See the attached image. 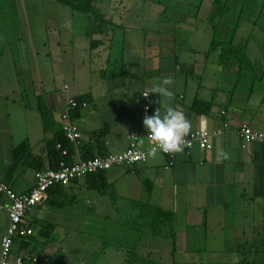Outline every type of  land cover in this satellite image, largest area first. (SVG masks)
Masks as SVG:
<instances>
[{
  "label": "crops",
  "instance_id": "0c3cea01",
  "mask_svg": "<svg viewBox=\"0 0 264 264\" xmlns=\"http://www.w3.org/2000/svg\"><path fill=\"white\" fill-rule=\"evenodd\" d=\"M38 1L46 6V11L39 22L37 14L31 18L35 24L29 23V29L26 28L27 19L32 12L27 14L30 11L26 8L24 13L21 6L24 0H0V61L4 52L10 49L15 67L24 62L23 68L20 66L17 70L19 87L0 92V184H4L13 163L14 149L23 142L28 143L33 156L42 160L45 169H52L46 141L60 134L61 115L69 98H80L87 103L74 116L82 145L78 151L73 149L72 163L79 157L76 153L90 159L96 155L123 152L131 133H137L143 148L147 149V132L141 118L142 93H149L153 109L160 108L161 98L152 90L165 77L173 80L170 106L190 121L189 134L199 131L201 126L211 134L209 150L197 146L190 151L183 148L182 152L174 153L172 159L159 153L154 157L147 155L143 163L129 168L112 167L104 172L103 177L94 176L67 186V194L76 200L73 206L58 207L44 203L31 209L25 216V222L37 239L36 244H44L48 239L44 248H39L40 259L48 263L60 251L63 260L69 264L70 239H75L74 243L76 239H87L91 235L104 238L101 231H105L108 222L118 224L119 217L125 213L127 200L149 202L171 211L176 239L215 236L230 239H255L259 236L264 239V143H244L236 134L237 128L243 124L264 133V25L252 24L246 42L239 43L234 40L238 25L231 29L229 40L245 45L254 70L253 75L243 78L235 75L234 78L226 74L218 59L212 63L214 70L208 72L207 62L199 64V58L191 59V56L199 54L193 48L177 49L182 40L176 43L173 35L165 39L163 46H166V52L162 54V41L154 39L150 40L152 43L148 42L143 27L130 26L129 22L123 21L130 18L128 6H123L122 0H118L115 8L121 5V12L115 16L113 9L110 17L116 26H113V32L92 37V40L99 41L98 45L91 47L85 25L80 30L81 46L83 49L89 46L86 49L88 59H95L96 66H89L91 69L84 67L79 72L71 70V65H68L67 74L55 66L57 60L53 61V57L54 53L56 56L62 53L58 58L78 65L81 58L70 54L81 47L80 40L77 43L71 41L77 30H67L65 26L62 28L56 24L55 1ZM229 1L210 0L209 4L217 7L219 15H222L229 9L222 10L219 5H227ZM233 1L241 5L238 12L241 15L245 0ZM257 1L264 5V0ZM148 2L161 6L151 0ZM195 4L202 2L197 0L194 3L199 10V5ZM133 15L143 18V12ZM76 16L72 11L68 13V25H73ZM183 18L184 22L185 16L179 17V21ZM184 26L187 32V24ZM254 30L257 32L255 38L252 37ZM65 35L68 38L66 43L61 39ZM9 36L12 39H7ZM25 36L28 39L31 36L33 41H25ZM151 44L154 49L148 53ZM115 48L117 54L114 53ZM29 50L34 52L35 74L40 76L34 82L28 71L30 67L25 65ZM81 64L84 66L85 61L81 60ZM186 67H191V70ZM38 97L42 98L52 115L47 132L43 129L38 110ZM196 99L210 103L207 114H197L192 110ZM170 161L172 165H169ZM34 174L33 169L20 167L10 179V188L15 193L29 191L34 183ZM101 186L103 190H97ZM101 191L105 192L101 194ZM8 203V199L2 196L0 238L8 223ZM226 224L231 229L229 232L223 231ZM212 226L219 231L210 229ZM18 244L15 242L13 245V255L18 252ZM261 251L264 252V248ZM247 257L257 259L252 250Z\"/></svg>",
  "mask_w": 264,
  "mask_h": 264
},
{
  "label": "rangeland",
  "instance_id": "374dc122",
  "mask_svg": "<svg viewBox=\"0 0 264 264\" xmlns=\"http://www.w3.org/2000/svg\"><path fill=\"white\" fill-rule=\"evenodd\" d=\"M118 0H99L96 6L101 8L107 17H111V11L114 9L115 16L121 12V5H117L116 2ZM157 1V0H152ZM164 3V6L160 7L149 3L148 0H122L123 6L127 7V13L129 17H132V20L124 22H129L130 26H141L145 29V35L148 42L152 43L150 40H160L161 42V53L164 54L166 52V46L164 45V41L168 37H179L182 42H180L177 46L178 50H185L189 48H193L194 51L198 52V55L191 56V59H198L199 64L203 62H207L209 66H207V71L210 72L214 70L212 63L217 60V53L212 52L208 55V58H204L202 55L206 53L209 49L211 40L228 41L230 37L231 29L234 25H238L237 36L235 37V42H246L248 38L249 32L248 29H252V24H258L259 26L264 25V5H261L257 0H245L242 5V13L241 15L238 13L240 10V6L237 1L231 0L226 7L229 9L226 14L219 15L217 7H214L213 4H209L210 0H201L202 4L199 5V10L195 8L194 3L197 0H160ZM219 2L221 0H218ZM125 2V3H124ZM127 3V4H126ZM221 3V2H220ZM55 5V17L56 24L64 28V26L68 29H76L74 35L71 37V41L73 43H77L80 40V46L82 45V38L80 36V30L83 29L86 18L82 14L76 13V19L73 22V25H68V13L71 11L69 8L64 7L56 2ZM24 13L25 9H29L27 14L28 21L27 27L30 28V24H35L34 18L35 15H38V22L40 21L41 15L46 11V6L40 4L38 0H24V3L21 5ZM248 6L249 8H246ZM214 7V8H213ZM222 8V5H219ZM244 8V9H243ZM36 10V12H34ZM143 12V18L138 19L133 14ZM126 13V12H125ZM126 13V14H127ZM25 14H23L24 16ZM133 15V16H132ZM218 15L220 17H218ZM185 16V21L181 19L179 21V17ZM114 17V16H113ZM188 17V18H187ZM215 22V24H214ZM176 23L182 25L181 27H177ZM185 24L188 26V31L186 32ZM175 29H174V28ZM176 27L178 29H176ZM64 32V31H63ZM11 33V32H9ZM83 32L81 31V34ZM256 31L252 32V37H256ZM173 35V36H172ZM186 35V36H185ZM7 39H12V37H7ZM25 41H33L31 36L23 37ZM61 39L67 41V35L62 36ZM62 40V44L64 43ZM256 40V39H255ZM84 42V41H83ZM66 43V42H65ZM89 47V46H88ZM81 46L80 49H77L76 52H71L70 54H76L81 58V60L85 61L84 66L81 64V60L78 65L70 62L68 64L65 58H58L59 55H63L62 53H57L56 56L54 53L53 61L57 60L55 66L61 71L68 72V65L71 70H76L79 72L83 71V68L86 69L93 65L96 66L95 59H88V51ZM154 46L152 44L148 47V53H152ZM117 50L115 48L114 53ZM28 54V62L25 63L26 66L30 67L28 71L31 74V80L34 82L40 76L35 74L36 68L34 67V62L32 60V56L34 54L33 51L29 50ZM67 54V53H65ZM195 54V53H194ZM250 54H254L252 50ZM12 52L10 49L4 52V57L0 61V92H7L9 90L14 89L15 87H19V78L17 74V70L19 67L24 65V62H21L20 65L14 66L16 63L13 62L11 58ZM180 57L182 56L179 54ZM184 55V54H183ZM190 55V54H189ZM30 57V58H29ZM218 61V60H217ZM73 64V65H72ZM89 69H91L89 67ZM189 71L191 67H186ZM200 69V68H199ZM228 70V69H227ZM199 71V70H198ZM223 72V70L221 69ZM16 72V75H15ZM69 74V73H67ZM234 78L237 77L235 72L230 71L229 73ZM15 75V76H14ZM236 75V77H235ZM18 85V86H17ZM231 222V221H230ZM3 223V219L0 218V224ZM229 223V222H228ZM210 229L218 232L219 229L216 226H212ZM93 230V229H92ZM231 229L226 224L223 229L224 232H229ZM103 233L102 236L104 238H97L94 235H91L87 239H76V242L73 243V240L70 239V252L69 254V264H123V260L125 257L124 249L132 248L134 245H138V250L140 253L147 254L150 252L152 256L150 257L151 263L156 264H171V263H184V264H192V263H204V264H216V263H231L236 260H243L244 256L242 253H237L235 250L242 251V248L239 247L242 245L243 247L249 248L252 250L253 256L257 257V263H264V252H262V248H264V239L257 236L255 239H230V238H219L215 236V238H189V239H177V250L174 256H171V243L170 240L165 238H145L140 241L137 239L138 235L136 232L131 231L125 227H123L120 223H106L105 231H101ZM106 242L109 245L106 248H103L102 251L100 249L102 246L106 245ZM139 242V243H138ZM246 242V243H245ZM248 243V245H247ZM77 247V249H75ZM82 249L81 252H78V249ZM234 249V250H232ZM100 251V252H99ZM256 252V253H254ZM250 254V253H249ZM254 260V259H253Z\"/></svg>",
  "mask_w": 264,
  "mask_h": 264
},
{
  "label": "trees",
  "instance_id": "16d2710c",
  "mask_svg": "<svg viewBox=\"0 0 264 264\" xmlns=\"http://www.w3.org/2000/svg\"><path fill=\"white\" fill-rule=\"evenodd\" d=\"M53 1L64 7L69 8L75 14L76 13L82 14L86 18L85 34L90 40V45L92 48L99 44V41L92 40L93 36L104 35L108 32H113L112 31L113 26H116L115 23H113V21L111 20V18L107 17L105 12L101 8L96 6L99 0H53ZM154 2L155 4L164 6V3H162L160 0ZM221 5H222V10H225L227 8L226 4H221ZM246 8L249 7L246 6ZM176 26L181 27L182 25L176 23ZM118 27L124 28L122 25H118ZM177 27L176 29H178ZM175 39H176V43H178L181 40L179 37H176ZM212 52L217 53V59L219 61V64L222 66L225 72L229 73L230 71H233L235 72L238 78H243L246 75L248 76L253 75L254 72L253 64L250 62V60L246 55V47L244 44H235L233 39L223 42L221 41L218 42L217 40H211L209 49L202 56L204 58H208V55L211 54ZM74 99H76L80 103L84 102L80 98H74ZM210 106H211L210 103L196 99L193 103L192 110L197 114H201V115L207 114V112L210 109ZM38 110L42 117L43 129L44 131L47 132L49 124H51L52 115L50 111L46 108V106L42 101V98L40 97H38ZM78 110L80 109H76L71 112V116L73 119L75 115L77 116ZM58 143H61L63 148H67L70 150V157L69 159H67V162L68 164L72 163L70 161V158H71V153L73 152V147L69 145V143L65 140L63 133L61 131L60 134H56L54 138L46 141L48 160L50 167L52 169L58 168V162L60 161L61 158L60 151L56 148V145ZM99 156H106V155H99ZM82 158L87 160L84 157ZM20 167L24 169L31 168L35 170V172L46 170L42 160L38 157L33 156L30 153V147L27 142H23L14 149L13 163L9 168V172L7 174L6 179L4 180V185L10 187L9 185V183L11 182L10 179L11 177H13L15 172ZM104 172L105 171H101V172L99 171L97 173L89 174L86 178H91V177L93 178L94 176L103 177ZM74 182L77 181H73L70 184ZM102 187L103 186H101V188H97V190H103ZM104 192L105 191H101V194H103ZM67 193H68L67 186H63L59 184L55 185L48 190L47 197L43 202V204L46 203V205L58 206V207L73 206L72 204H74L76 200L74 197L69 196ZM2 196L3 195L0 194V202ZM81 204L82 201L80 205ZM125 204H126L124 208L125 213L119 217L118 223H120L123 227L136 232L139 241L145 238H165L170 240L171 256H174L177 250V239L174 231L173 213L169 210H165L163 208L154 206L149 202L127 200L125 201ZM15 242L19 243L18 252L16 255L29 254L30 256H37L39 258V262H38L39 264H68L66 261L63 260V254L60 251L56 253L48 263H45L40 259L39 251L41 249L39 248H44V246L48 242V239L44 244H40V243L36 244L37 239L31 233V235L28 236H18L15 239ZM108 245L109 243L106 242V245L104 247L102 246L100 251H102L103 248H106ZM239 247L242 248V251H240L238 248V250H236L238 254L242 253L244 256H246L247 253L248 254L250 253L251 249L249 250V248H247L246 246L243 247L242 245H240ZM124 252H125V257L123 260V264H156L155 262L154 263L150 262L149 259L152 256L150 252H148L147 254L140 253V251L138 250V245H134L132 246V248L130 247L124 249ZM171 264H178V263L173 262ZM192 264H204V263H192ZM216 264H264V263H257L255 260H250L244 257L243 260H236L231 263H216Z\"/></svg>",
  "mask_w": 264,
  "mask_h": 264
},
{
  "label": "built area",
  "instance_id": "2783aa9c",
  "mask_svg": "<svg viewBox=\"0 0 264 264\" xmlns=\"http://www.w3.org/2000/svg\"><path fill=\"white\" fill-rule=\"evenodd\" d=\"M66 88V87H65ZM144 105L141 110V118L146 115L151 116L156 111L150 105V95L148 92L142 93ZM87 106L86 102H78L74 98L66 100V108L61 115V131L65 140L78 151L82 145L81 135L78 125L71 116V112L76 109H82ZM238 138L244 143L260 142L264 143V133L253 130L249 125L243 124L236 130ZM211 134L205 126H201L199 131L191 132L186 138L183 148L190 151L197 146L203 150L211 148ZM146 140L149 143L148 148L144 149L141 138L137 133H131L128 136L127 148L119 154H108L106 156L96 155L90 159H83L79 153L77 161L68 164L67 159L70 157V150L63 148L61 143L56 145L60 151V161L57 169H46L38 171L34 174V183L29 191L24 193H15L10 187L0 184V194L9 201L7 210L8 223L4 234L0 238V264H39L37 256L29 254L13 255L12 249L15 239L18 236L31 235L32 230L25 222L26 213L34 207H37L45 201L47 192L55 185L68 186L73 181H81L89 174L106 171L112 167L129 168L135 164L143 163L147 159V155L153 145L150 138L146 134ZM159 153V152H157ZM172 159L174 154H162ZM172 165V161L169 162Z\"/></svg>",
  "mask_w": 264,
  "mask_h": 264
},
{
  "label": "clouds",
  "instance_id": "9594fccd",
  "mask_svg": "<svg viewBox=\"0 0 264 264\" xmlns=\"http://www.w3.org/2000/svg\"><path fill=\"white\" fill-rule=\"evenodd\" d=\"M172 85L173 80L165 77L153 88V93L161 98L160 108H156L153 115H146L143 119V127L153 145L148 152L150 157H154L157 152L162 154L182 152L185 138L191 129V123L184 114L170 106L173 99Z\"/></svg>",
  "mask_w": 264,
  "mask_h": 264
}]
</instances>
